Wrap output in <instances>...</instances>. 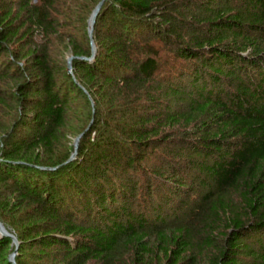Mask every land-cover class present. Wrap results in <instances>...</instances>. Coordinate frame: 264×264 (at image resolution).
Listing matches in <instances>:
<instances>
[{"label": "trees", "instance_id": "obj_1", "mask_svg": "<svg viewBox=\"0 0 264 264\" xmlns=\"http://www.w3.org/2000/svg\"><path fill=\"white\" fill-rule=\"evenodd\" d=\"M101 1L0 0L16 263L264 264V0Z\"/></svg>", "mask_w": 264, "mask_h": 264}, {"label": "water", "instance_id": "obj_2", "mask_svg": "<svg viewBox=\"0 0 264 264\" xmlns=\"http://www.w3.org/2000/svg\"><path fill=\"white\" fill-rule=\"evenodd\" d=\"M106 1L107 0H102L96 6V8L94 9V11H93V13H92V15L90 17V20H89V38H90L91 45H92V57L90 59H86L89 62H92L95 59V57H96L97 49H96V46H95V43H94V37H93L94 25H95V22H96V18L99 15V13L101 12V10L103 8V5H104V3ZM72 61H73V58H71L69 60V63H68V70H69L70 73H72V71H73ZM86 132L83 133V134H81L79 137H77L75 139V141H74V151L71 154L69 160L63 166H61L59 168H55V169H44V168H42L40 170L41 171H44V172H54V171H57L58 169H60L62 167H65V166L73 163L77 159L78 152H79V147H80V143H81V140L83 139L84 135L86 134ZM2 238H8V239L12 240L13 246L16 247V251L14 252V254H12L10 256L9 261H10L11 264H17L16 263V257H17L18 249L20 247V243L18 242L17 238L14 235L10 234L5 229V227L3 226V224L0 222V239H2Z\"/></svg>", "mask_w": 264, "mask_h": 264}, {"label": "rangeland", "instance_id": "obj_3", "mask_svg": "<svg viewBox=\"0 0 264 264\" xmlns=\"http://www.w3.org/2000/svg\"><path fill=\"white\" fill-rule=\"evenodd\" d=\"M71 57L68 59L70 60ZM70 73V72H69ZM72 76H74V72L72 71V73H70ZM86 94V98L87 99H83V98H79L77 99L76 101V106L77 108H79L77 114L75 115V120L79 123H81L80 121L82 122H88L89 121V118H90V113L91 111L93 110V113L95 111V105H94V100L93 98L90 96V94L86 91L85 92ZM87 101V102H86ZM92 105V106H91ZM89 117V118H88ZM77 122H73L72 126H77ZM92 122V121H91ZM87 124H91L90 121L87 123ZM89 127V125L87 126ZM78 136H72L71 134L68 136V145H70L71 147L74 146V141L75 139L77 138ZM1 222V221H0ZM3 224V226L5 227V229L12 235H14L16 238V234L15 232L13 231V229H11L10 227H8L7 225H5L3 222H1ZM18 240V239H17ZM19 242V241H18ZM12 247H14V250L11 252L10 256L12 254H14V252L16 251V247L13 246L12 244ZM20 248V247H19ZM19 251V249H18ZM18 255V253H17ZM10 258V257H9ZM17 258V257H16Z\"/></svg>", "mask_w": 264, "mask_h": 264}]
</instances>
